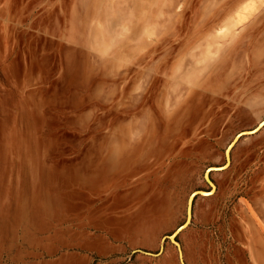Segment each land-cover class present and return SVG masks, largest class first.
I'll return each mask as SVG.
<instances>
[{
	"label": "rangeland",
	"instance_id": "374dc122",
	"mask_svg": "<svg viewBox=\"0 0 264 264\" xmlns=\"http://www.w3.org/2000/svg\"><path fill=\"white\" fill-rule=\"evenodd\" d=\"M232 3L0 0V264L16 263L23 246L66 245L68 237L58 223L118 218L132 198L136 212L143 214L185 191V222L190 192L209 191V186L203 181L204 166L193 180L172 161L178 152L196 156L187 141L197 120L194 102L183 99L186 90L177 95L183 87L179 72L205 49L194 46L198 36L217 25ZM166 98L174 103L170 119L163 109ZM260 112L263 118L264 106ZM261 145L256 155L251 147ZM243 146L237 151L242 158L238 168L247 174L237 185L248 209L261 215L264 127L253 144ZM148 157L152 164L140 168ZM223 163L222 157L212 166ZM220 180L225 187V177ZM232 217L226 211V218H198L197 229L210 223L219 234L221 264L229 253L239 260L236 242L243 227ZM243 219L248 229L258 224L264 229V218ZM230 232L239 236L235 242Z\"/></svg>",
	"mask_w": 264,
	"mask_h": 264
},
{
	"label": "crops",
	"instance_id": "0c3cea01",
	"mask_svg": "<svg viewBox=\"0 0 264 264\" xmlns=\"http://www.w3.org/2000/svg\"><path fill=\"white\" fill-rule=\"evenodd\" d=\"M232 1V9L220 23L210 26L195 40L194 46L205 49L193 60V65L179 72L183 87L182 93H178L177 88V95L186 90L183 99L194 102V120H197L187 141H191L192 155L196 156L188 158L178 152L172 158L173 164L186 177L193 176V180L203 166L205 172L210 167H221L209 171V176L211 173L218 176L216 179L210 177L214 191L194 196L188 225L177 230L184 223L181 222V199L185 191L179 197L174 192L170 203L158 204L153 212L143 214L136 212L132 198L129 199L131 204L128 203L118 218H66L65 224L58 223L60 231H65L68 237L66 245L23 246L16 263L11 264H216L221 255V249L216 248L219 234L210 229V223H204L207 229H197L201 226L198 218H226V211L233 214L232 218H239L243 236L236 242L239 260L229 253L225 264H264V229L259 224L255 230L248 229L243 219L264 218V200L258 204L261 215L253 214L242 195V185H237V180L247 174L246 169L238 168L242 158L237 151L242 145L245 149L253 144L257 133L264 127L257 128L264 118L260 112L264 106V5L247 22L233 25V15L248 0ZM224 26L229 27V32L218 36L216 32ZM173 104L165 99L163 109L169 119L173 117L169 109ZM255 121L257 124L248 130ZM246 131L252 132L242 134ZM231 135L225 146L226 149L232 143L226 164L224 153L221 156L219 150ZM251 148L258 151L256 155L262 153V145ZM222 157L225 166H212ZM151 164L148 157L139 167L146 169ZM222 176L227 180L225 187L220 183ZM203 181L210 190L211 186L204 177ZM183 185L184 182L181 191ZM195 191L198 190L190 193ZM127 196L130 198L131 195ZM233 197L237 198L236 203L229 209ZM235 238L239 236L230 232L229 239L235 242ZM10 263L7 261L6 264Z\"/></svg>",
	"mask_w": 264,
	"mask_h": 264
},
{
	"label": "bare ground",
	"instance_id": "6f19581e",
	"mask_svg": "<svg viewBox=\"0 0 264 264\" xmlns=\"http://www.w3.org/2000/svg\"><path fill=\"white\" fill-rule=\"evenodd\" d=\"M262 2L264 3V0H248L246 3H244L241 7H240V9L237 11V12H235V14L233 15V17H232V22H233V25H242L243 23H245L253 14H254V12L257 10V8H258V6H259V4L261 5L262 4ZM223 9V8H222ZM222 13V12H221ZM227 14V13H226ZM254 22V21H253ZM218 23V22H217ZM220 23V22H219ZM261 23V22H260ZM247 29V28H246ZM210 30V29H209ZM227 32H229V27H226V26H224V27H221V28H219L218 29V31H217V33L218 34H226ZM223 35V36H224ZM202 38V37H201ZM198 40V39H197ZM200 40V39H199ZM195 44V43H194ZM255 48V47H254ZM208 50H210V48H208ZM186 51V50H185ZM211 51V50H210ZM227 52V51H226ZM255 52V51H254ZM223 56V55H222ZM218 62V61H217ZM151 114V113H150ZM131 120V119H130ZM264 120H262L261 122H263ZM260 122V123H261ZM262 125H264V123L262 124ZM261 125V126H262ZM113 139V138H112ZM111 142H112V140H111ZM108 145H109V143H108ZM111 145H113L112 143H111ZM110 145V146H111ZM114 147V146H113ZM115 148V147H114ZM113 148V149H114ZM231 148V147H230ZM230 148H229V150H230ZM229 150H228V152H226L225 153V157H226V161H227V158H229V155H230V153H229ZM110 151V150H109ZM111 156V155H110ZM204 179L206 180V182L208 181V180H211L210 179V176H209V171L207 172V174L204 176ZM211 194V193H210ZM190 195L191 194H189V196H188V198H187V201H186V212L188 211V205H189V201L192 203V201H193V197L190 199ZM191 219H189V221H190ZM189 222H187V224H188ZM187 224L184 226V227H186L187 226ZM183 227V228H184ZM174 239V238H173Z\"/></svg>",
	"mask_w": 264,
	"mask_h": 264
},
{
	"label": "water",
	"instance_id": "95a60500",
	"mask_svg": "<svg viewBox=\"0 0 264 264\" xmlns=\"http://www.w3.org/2000/svg\"><path fill=\"white\" fill-rule=\"evenodd\" d=\"M263 123H264V121L261 122L257 128H259ZM251 132H252V131H246V132H243L242 134H245V133H251ZM228 150H229V147L227 148L226 152H228ZM228 162H229V158H227L226 164H227ZM220 168H221V167H210V168H208V169L206 170L205 175L207 174L208 171H211V170H213V169H220ZM208 183H209L210 186H211V189H210L209 191H203V190L195 191V192H193V193L190 195V199H191L192 197L194 198V196L197 195V194H209V193L213 190L214 185H213V183H212L210 180H208ZM192 202H193V201H192ZM191 216H192V203L189 201L188 211H187V217H186V219H185V222H184V223H183V224H182L177 230H180L182 227H184V226L187 224V222H189V219H191ZM170 238H172V236H170Z\"/></svg>",
	"mask_w": 264,
	"mask_h": 264
}]
</instances>
